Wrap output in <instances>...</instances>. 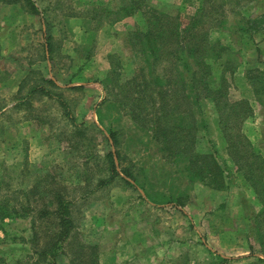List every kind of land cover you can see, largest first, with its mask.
Masks as SVG:
<instances>
[{
    "label": "rangeland",
    "instance_id": "374dc122",
    "mask_svg": "<svg viewBox=\"0 0 264 264\" xmlns=\"http://www.w3.org/2000/svg\"><path fill=\"white\" fill-rule=\"evenodd\" d=\"M31 1L0 0V177L13 187L29 188L45 176L65 185L66 195L76 199V247L96 244L100 264H264V185L254 189L232 161L214 102H203L209 128L199 135V149L215 151L225 167L221 189L187 178L170 183L164 175L178 177L176 166L121 110L130 105L120 97L111 111L101 104L111 89L106 82L113 73L112 53L121 81L144 63L129 33L146 29L150 17L164 18L161 11L189 20L200 0H148L158 12L115 22L113 10L126 0ZM225 1L226 26L210 29L209 35L224 41L231 53L210 61L216 75L210 81L225 73L227 99L249 101L253 113L240 128L264 157V87L256 94L248 78L251 73L264 83V29L241 32L236 26L264 19V0ZM235 3L241 8H232ZM48 44L52 50L46 53ZM226 59L235 71L224 69ZM43 76L56 83L46 85L53 97L31 92ZM109 120L127 157L115 158L118 171H146L136 180L121 174L98 187L97 180L111 177L105 154L117 149L109 138ZM174 183L187 193L183 204L169 201ZM159 195L163 201L154 202ZM32 237L31 217L0 222V264H71L65 247L53 258L41 257Z\"/></svg>",
    "mask_w": 264,
    "mask_h": 264
},
{
    "label": "trees",
    "instance_id": "16d2710c",
    "mask_svg": "<svg viewBox=\"0 0 264 264\" xmlns=\"http://www.w3.org/2000/svg\"><path fill=\"white\" fill-rule=\"evenodd\" d=\"M22 1L32 2L5 0L6 3ZM236 7L241 8L236 3L232 5V8ZM149 11L157 10L148 0H126L118 11L113 10L114 22L120 20V17L137 12L145 14ZM161 12L164 18L150 17L146 29L129 33L130 45L144 56V63L137 67L131 77L121 81L117 70L119 66L113 63L115 54L110 55L113 73L111 77L108 75L106 83L111 89L101 104H106L111 111L115 109L120 97L123 105H130L128 109L124 107L121 110H125L127 115L139 122L138 126L148 132L165 161L176 166L175 174L178 177H173L172 173L164 175L170 183L187 178L190 182L204 181L214 188L221 189L227 178L225 167L218 162L215 151L212 152L208 148L204 151L199 149V135L202 130L207 131L209 128L203 102H214L219 114L218 125L232 161L241 169L254 189L263 186L264 157L255 151L251 140L240 128L241 123L253 113L249 101L227 99L226 91L229 86L225 73L221 72L217 81H210L211 77H216L215 67L210 61L219 60L231 53L224 41L213 40L209 35L210 29H222L226 26V16L230 12L227 2L200 0L196 13L186 21L178 14ZM248 22H251V26ZM263 24L264 19H255L244 24L239 21L236 26L241 32H259L260 28L264 29ZM257 26L260 27L256 28ZM247 38L248 41H254L253 36ZM51 50L48 44L45 52ZM89 56L90 53L87 57ZM45 59L53 60L52 57ZM78 59L79 57L75 61H79ZM232 64L231 60L226 59L224 69L233 68ZM230 71L235 70L233 68ZM248 78L254 92L263 94L258 91V88L264 87L262 80L251 73ZM71 80L69 79L68 83ZM40 81L42 83L32 86L31 92L40 91L43 96L53 97V91L46 85L50 83L56 86L55 81L49 76L41 77ZM97 113L100 122H103L106 115L102 109H98ZM108 124L109 138L117 149L115 152H106L107 170L111 177L97 180L98 187L112 182L116 176H122L121 174L136 180L139 174L146 171L140 168L141 172L134 173L126 167L118 171L115 158L123 160L127 157L119 150L121 140L118 129L110 120ZM174 186L171 185L174 191L170 192L169 201L183 204L187 193L181 184ZM65 189V185L50 181L49 176L29 188L13 187L11 182L5 181V177H0V222L31 217L32 242L35 252L41 257L53 258L65 247L67 253L71 254V264H100L96 244L82 242L76 247L79 234L75 212L76 199L66 195ZM160 195L165 197V194ZM160 195L153 198L154 202L163 201ZM85 249L86 252L83 253Z\"/></svg>",
    "mask_w": 264,
    "mask_h": 264
}]
</instances>
